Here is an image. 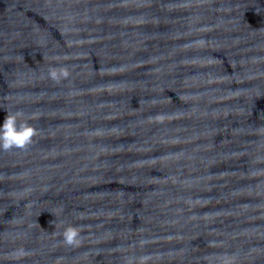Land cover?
<instances>
[{
    "label": "water",
    "instance_id": "1",
    "mask_svg": "<svg viewBox=\"0 0 264 264\" xmlns=\"http://www.w3.org/2000/svg\"><path fill=\"white\" fill-rule=\"evenodd\" d=\"M17 110L0 264H264V0H0Z\"/></svg>",
    "mask_w": 264,
    "mask_h": 264
},
{
    "label": "clouds",
    "instance_id": "2",
    "mask_svg": "<svg viewBox=\"0 0 264 264\" xmlns=\"http://www.w3.org/2000/svg\"><path fill=\"white\" fill-rule=\"evenodd\" d=\"M49 74L52 79L59 81L62 77H67L69 73L67 69H51ZM24 115L22 110L7 113L3 122L0 123V149L5 151L26 149L33 143L34 137L39 134V129L27 121L19 122V118ZM63 242L70 246L78 245L80 243V228L73 225L66 227L63 231ZM17 254L22 256L25 253L21 250ZM143 259L148 258L144 257Z\"/></svg>",
    "mask_w": 264,
    "mask_h": 264
}]
</instances>
